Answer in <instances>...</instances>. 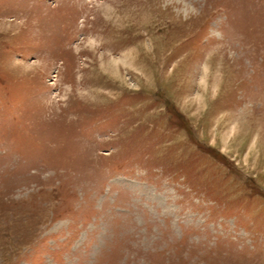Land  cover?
Returning a JSON list of instances; mask_svg holds the SVG:
<instances>
[{
  "label": "rangeland",
  "instance_id": "374dc122",
  "mask_svg": "<svg viewBox=\"0 0 264 264\" xmlns=\"http://www.w3.org/2000/svg\"><path fill=\"white\" fill-rule=\"evenodd\" d=\"M0 264H264V0H0Z\"/></svg>",
  "mask_w": 264,
  "mask_h": 264
}]
</instances>
